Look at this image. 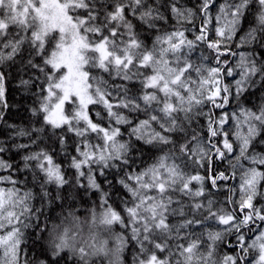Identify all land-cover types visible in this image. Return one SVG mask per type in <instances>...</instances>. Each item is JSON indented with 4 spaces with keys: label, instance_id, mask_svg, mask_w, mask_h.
Wrapping results in <instances>:
<instances>
[{
    "label": "snow or ice",
    "instance_id": "obj_1",
    "mask_svg": "<svg viewBox=\"0 0 264 264\" xmlns=\"http://www.w3.org/2000/svg\"><path fill=\"white\" fill-rule=\"evenodd\" d=\"M0 124V264H264V0H0Z\"/></svg>",
    "mask_w": 264,
    "mask_h": 264
},
{
    "label": "trees",
    "instance_id": "obj_2",
    "mask_svg": "<svg viewBox=\"0 0 264 264\" xmlns=\"http://www.w3.org/2000/svg\"><path fill=\"white\" fill-rule=\"evenodd\" d=\"M191 38V37H190ZM205 55H211V53L204 49ZM200 55V50H197L196 52L193 53L192 58L194 61H198ZM13 88H15V85H13ZM23 99L22 94L19 92H11L10 93V103L15 104L17 101H21ZM252 102L255 103L256 98H252ZM10 115L6 116V119L8 120L9 123H15L19 126H24L27 123V119L30 116V113L24 112L20 106L12 107L10 110ZM11 134V130L5 128L3 124H0V140L7 139V136ZM7 158V157H6ZM20 157L19 155L15 156V161L19 162ZM227 163L226 162H217L216 165L214 166L215 169L223 171L225 168H227ZM223 183V182H221ZM232 183V182H229ZM64 193H62L63 195ZM37 207L40 205L37 204ZM54 207V206H53ZM47 211V210H46ZM48 214H53L51 212H48ZM44 217H41V220H43ZM234 242V241H233ZM229 249H225V251H228ZM126 259L130 262L131 257L126 256Z\"/></svg>",
    "mask_w": 264,
    "mask_h": 264
}]
</instances>
